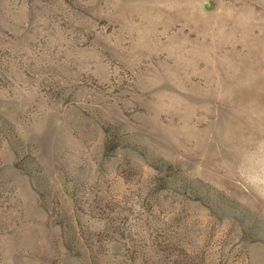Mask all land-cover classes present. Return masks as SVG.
Returning a JSON list of instances; mask_svg holds the SVG:
<instances>
[{
  "label": "rangeland",
  "instance_id": "374dc122",
  "mask_svg": "<svg viewBox=\"0 0 264 264\" xmlns=\"http://www.w3.org/2000/svg\"><path fill=\"white\" fill-rule=\"evenodd\" d=\"M0 264H264V0H0Z\"/></svg>",
  "mask_w": 264,
  "mask_h": 264
}]
</instances>
